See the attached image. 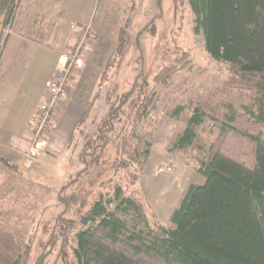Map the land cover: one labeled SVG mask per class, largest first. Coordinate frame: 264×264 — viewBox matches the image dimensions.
<instances>
[{"label": "trees", "instance_id": "obj_1", "mask_svg": "<svg viewBox=\"0 0 264 264\" xmlns=\"http://www.w3.org/2000/svg\"><path fill=\"white\" fill-rule=\"evenodd\" d=\"M188 2L195 32L203 35L211 58L228 67V78L218 97L214 92L188 104L187 125L169 146L172 152L189 150L200 131L209 124L216 128L197 166L204 183L188 188L171 214L172 228L149 217L143 198L114 180L99 182L78 218L65 214L77 203L80 178L93 169L114 175L142 171L152 146L138 140L137 123L155 112L157 86L172 77L180 60L157 72L138 103L132 97L136 84L108 98L105 115L91 122V134L83 121L77 122L71 152L77 153L79 169L61 188L65 210L56 216L43 251L33 259L34 241L18 237L17 224L1 219L0 264H50V258L52 264H264V0ZM19 5L20 0H0V69L9 58L6 45ZM43 23L33 20L28 39L44 43ZM128 31V25L120 30L118 55L126 48ZM116 60L110 59L106 69ZM132 105L134 120L128 112ZM184 110L177 107L174 116ZM0 166L19 169L1 156Z\"/></svg>", "mask_w": 264, "mask_h": 264}, {"label": "rangeland", "instance_id": "obj_2", "mask_svg": "<svg viewBox=\"0 0 264 264\" xmlns=\"http://www.w3.org/2000/svg\"><path fill=\"white\" fill-rule=\"evenodd\" d=\"M52 1L56 5L57 1ZM21 2L15 24L9 31L12 38L22 33L27 38L26 29L33 22L30 26L26 23L28 20L21 22L24 16ZM65 15L74 35L73 42L59 63L58 56L47 49L37 52L32 49L21 58V67H26L17 71L14 86L19 80L21 90L17 91L16 99L11 103L14 106L10 105L9 113L5 114L9 123L6 128L11 125L12 129L20 132L28 129L24 114L36 108L38 111L45 102L41 103L40 95L45 92L46 97V82L58 68L59 74L61 64L74 61L67 77L68 89L64 99L72 94L84 98L80 102L83 112L79 119L91 134L95 128L91 122L105 115L108 98L133 90L136 84L132 97L136 98L134 103H138L140 92L153 85L157 72L180 60L172 77L157 86L155 112L137 123L138 140L150 142L152 146L151 156L142 171L126 170L114 175L110 171L93 169L80 178L77 203L65 214L68 219L78 218L79 212L83 213L96 196L99 182L114 180L143 198L149 217L154 216L161 225L172 228L171 214L188 188L204 183L197 166L214 140L216 128L209 124L200 131L189 150L172 152L169 146L187 125L191 116L188 104L214 92L219 96L217 90L228 78V67L215 62L206 51L203 35L195 32L194 15L188 0H71ZM35 18L46 20L41 14H36L33 20ZM73 25L79 29L78 32L72 28ZM125 25L129 28L128 43L123 53L118 55L119 33ZM113 58L117 59L116 64L112 69H106ZM105 72L107 74L103 76ZM74 78L75 83L72 82ZM61 101L52 112L49 124L38 135L36 118L30 150L24 153L16 150L18 157L11 162L19 169L13 171L0 166V220L4 219L8 226L16 223V235L34 241L33 259L43 251L45 241L52 234L50 231L56 216L65 210L61 188L70 176L75 177V171L79 169L77 153L71 152L72 134L67 144L62 143L61 151L51 152L48 146L52 117ZM216 103L218 109L222 107L221 100ZM177 107L185 110L174 116ZM135 111L136 106H130V120L135 119ZM16 112L20 115H14ZM7 137L8 134L0 127V156L4 158L7 151L14 149L9 146ZM33 150L36 156L28 168V153ZM135 173L139 177L136 178ZM72 244H76L74 239ZM53 261L54 258H50V264ZM57 264H62V261Z\"/></svg>", "mask_w": 264, "mask_h": 264}, {"label": "crops", "instance_id": "obj_3", "mask_svg": "<svg viewBox=\"0 0 264 264\" xmlns=\"http://www.w3.org/2000/svg\"><path fill=\"white\" fill-rule=\"evenodd\" d=\"M70 3L71 0H60L57 1L56 5L52 0H22L21 2L20 8L22 14H24L21 22L25 23V21L28 20L26 23L30 26L34 16L36 14H41L46 19L43 23L46 33L44 35L45 37L42 39L44 42L43 44L28 39V37L31 36L29 32L30 28L26 29V32H28L27 38L23 37H26L23 33L18 34V36L16 35L14 38L10 37L7 43L9 58L6 63H4L5 65L0 69V127L8 134L9 138L7 137V140L9 146L14 148L11 151L6 150L7 154L5 155V158L12 162L17 159L19 153L28 152L30 150V140L38 112L36 108L33 112L24 114L25 120L28 121L26 123L28 129H23L22 132H20L12 129L11 125L9 126L10 128H6L9 123L7 122V118H5V114L9 113L8 109L10 105H12V107L14 106L11 103L15 101L17 93L21 90V82H19V80L18 85L16 87L14 86L16 85L15 80L18 77L17 71H20L21 69L23 70L26 67V65L21 67V62H23L21 61V58L32 49L35 52L40 49H47L58 56V63L60 59H63V55L73 42L72 39L74 37L65 15L66 7ZM27 24L24 25L27 26ZM58 69L50 75L46 84L56 77ZM72 80V82L75 83L76 78ZM45 99L44 92V94L40 95L41 103ZM83 99L82 96L78 98V95L72 94L67 99L61 101L58 109L54 112L51 123L52 132L50 133L48 141V146L50 147L51 152H54L56 149L57 151H61L64 143H68L69 137L76 129L77 122L80 121L79 117L83 112L80 102ZM14 115L19 116L20 113L16 112ZM16 150L19 151V153L16 152ZM18 162L19 161H17V164Z\"/></svg>", "mask_w": 264, "mask_h": 264}, {"label": "built area", "instance_id": "obj_4", "mask_svg": "<svg viewBox=\"0 0 264 264\" xmlns=\"http://www.w3.org/2000/svg\"><path fill=\"white\" fill-rule=\"evenodd\" d=\"M72 28L77 29L74 25ZM78 31L79 29L76 30V32ZM73 63L74 61H69V63L67 62V64H61L60 71L57 77L46 84L47 92L45 102H43L38 107L37 135L42 133V131H44L46 126L49 124L52 112L58 106L59 101H61L67 96V77L69 75V71L71 70ZM28 154L29 159L27 161L26 167L30 168L34 163V157L36 156V154L34 150L29 152Z\"/></svg>", "mask_w": 264, "mask_h": 264}]
</instances>
